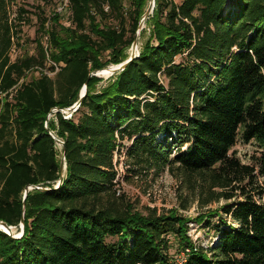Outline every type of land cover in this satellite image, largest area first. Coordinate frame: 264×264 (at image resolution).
Masks as SVG:
<instances>
[{"label": "trees", "instance_id": "trees-1", "mask_svg": "<svg viewBox=\"0 0 264 264\" xmlns=\"http://www.w3.org/2000/svg\"><path fill=\"white\" fill-rule=\"evenodd\" d=\"M148 4L70 0L66 17L0 0V220L19 228L25 218L20 238L0 229V264H264V0H156L140 55L99 91L103 78L91 74L130 56ZM34 17L31 54L21 41ZM85 84L70 119H48ZM49 131L65 142L63 182L24 200L28 186L54 188L61 177ZM239 140L261 149L249 163L233 152ZM123 147L126 179L167 169L201 206L227 202L231 222L222 217L228 229L218 227L214 246L196 244L180 209L145 214L118 194Z\"/></svg>", "mask_w": 264, "mask_h": 264}, {"label": "rangeland", "instance_id": "rangeland-1", "mask_svg": "<svg viewBox=\"0 0 264 264\" xmlns=\"http://www.w3.org/2000/svg\"><path fill=\"white\" fill-rule=\"evenodd\" d=\"M61 0H27L30 5L40 4L43 5L47 11V15H51L57 8V6L61 3ZM180 3L182 0H175ZM129 0H126L128 3ZM31 8V7H30ZM65 24H69L70 22L64 19ZM109 24V20H102V25L107 26ZM37 20L34 17V20L30 24H26L23 27L22 33V43H24L23 49L27 52L33 54L37 49V44L39 40V36L37 33ZM145 30L147 33L150 31V27L145 24ZM146 33V36H147ZM146 40L139 35V47L142 48L143 42ZM156 42L152 40V43ZM131 48L128 53H130ZM141 50V49H140ZM21 49L19 47H15L12 51L11 57L15 59L18 54H20ZM109 55L103 57V61L109 59ZM114 62H109L108 66H113ZM104 72L107 76L110 74L111 70L106 67L100 70ZM98 71V72H100ZM38 76V72H30L28 74L27 79H30L32 76ZM112 76V75H111ZM103 77L98 83V90H102L108 82H110V77ZM2 95H0V100L2 99ZM56 120V115L54 114ZM131 143L127 141L126 146ZM58 152L61 156V146L58 144ZM185 149V147H184ZM126 148H122V158L121 163L123 168L124 178H122V182H120V189L122 193H124L134 204L135 208L145 214L149 213V209L157 208L159 212L163 210H168L171 208H178L180 212L189 217L191 221H189V230L188 234L192 237V239L196 242V244L201 245L205 248L214 246L218 239V227L222 225L221 220L222 217L228 219V222H231V218L227 216V214L223 211V207L227 203L225 200H221L220 202H214L207 206H201L198 197L194 194H189L188 190L183 187V192L179 191L181 186V177H177L176 175L171 174L167 169L161 170L157 172L155 169H152L148 173L138 174V176H133L130 179H126L125 176L131 173L128 171V166L125 165V162L128 160L126 154H124ZM238 157L245 163L251 162L250 156L253 154H258L261 152V149L255 142L246 143L242 140H239L233 149ZM116 156H120L119 154ZM182 188V187H181ZM121 193V194H122ZM181 194L183 195L181 197ZM188 200L189 207L188 209H182V204L185 203V198ZM184 198V199H183ZM206 212H211L213 214L210 217V220L204 223H198L196 217L200 214H204ZM221 228L228 229V225L224 224ZM14 231L18 234L21 230L20 228L14 227ZM174 252V249L172 250Z\"/></svg>", "mask_w": 264, "mask_h": 264}, {"label": "water", "instance_id": "water-1", "mask_svg": "<svg viewBox=\"0 0 264 264\" xmlns=\"http://www.w3.org/2000/svg\"><path fill=\"white\" fill-rule=\"evenodd\" d=\"M155 6H156V0H149L148 7L146 8V11L144 12V14H143V16H142V18L140 20V24L138 26L135 39H134L133 44L131 46L130 56L125 61H123V62H121L119 64H114L113 66H107L111 70V75H113V74L125 69L129 65V63L131 61H133L135 58H137L140 55V52L138 53V50H139V35L141 34V31L145 28L146 21L150 18V16L154 12ZM100 70H97V71L93 72L91 75H98L97 73ZM83 87H85V88H84L83 91L81 90L80 95H79V99L76 102H74L69 107H65V108L55 107V108H53L52 111L50 112V114L48 115V119L50 120V118L52 117V114L54 112H61L63 109H67V108H69V110H74L76 107H80V105H81V103H82V101H83V99L86 96L87 91H88L87 84H85ZM49 134L56 140V142L58 144H60L62 146L61 162H60L61 177H60L59 181L57 182V184L55 185L54 188H52V187H43V186H38V185L28 186V188L25 190V193H24V200L26 199L29 190L32 189V188L36 187V188H39L41 190H48V191L50 190L51 191L53 189L59 188L60 185L63 182L64 176H65V173H66V169H67L65 142L62 139L58 138L54 134L53 131H49ZM24 226H25L24 215L22 216V220H21V223L19 225V228H20L21 231L18 234H16L15 231H14V227L15 226L10 225V224H8L5 221L0 220V229L4 230L6 233H8L9 235H12L15 238L22 237V235L24 234Z\"/></svg>", "mask_w": 264, "mask_h": 264}, {"label": "built area", "instance_id": "built-area-1", "mask_svg": "<svg viewBox=\"0 0 264 264\" xmlns=\"http://www.w3.org/2000/svg\"><path fill=\"white\" fill-rule=\"evenodd\" d=\"M61 3L57 6L56 8V12L61 13L63 15H65L66 17H69L71 14V10H70V0H61ZM46 46L48 45V35H46ZM53 65L55 66V70H51V69H45V73H47L49 76H54L57 71L60 69V66L58 64H56L55 62H53L52 60H48V66ZM79 109V107H76L74 110H69V108L67 109H63L61 111V113L63 114L65 119H70L73 116V113L76 112ZM54 114H56V112H54L52 114V116H54ZM131 143H129L128 147H130L132 145V141H130ZM60 145V144H59ZM61 146V145H60ZM62 147V146H61ZM127 153V148L124 152V154ZM117 178L116 181L122 182V178H124V172H123V168H122V164H120L119 166H117ZM121 184V183H120ZM122 191L121 189H119L118 194H120ZM190 253V250L187 249L186 252L182 253V257L185 259L186 256Z\"/></svg>", "mask_w": 264, "mask_h": 264}, {"label": "bare ground", "instance_id": "bare-ground-1", "mask_svg": "<svg viewBox=\"0 0 264 264\" xmlns=\"http://www.w3.org/2000/svg\"><path fill=\"white\" fill-rule=\"evenodd\" d=\"M140 35H141V34H140ZM140 49H141V48L139 47L138 53L141 51ZM97 74H98V75H96V76L101 77V78L111 76V72H110V74H109L108 76H107L104 72H102V71L98 72ZM1 227H2V226H1Z\"/></svg>", "mask_w": 264, "mask_h": 264}]
</instances>
